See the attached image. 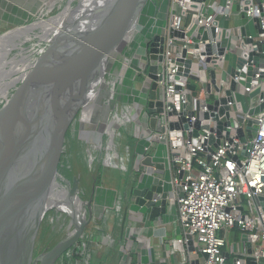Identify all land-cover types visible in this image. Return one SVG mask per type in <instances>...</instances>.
I'll list each match as a JSON object with an SVG mask.
<instances>
[{"label":"built area","instance_id":"2783aa9c","mask_svg":"<svg viewBox=\"0 0 264 264\" xmlns=\"http://www.w3.org/2000/svg\"><path fill=\"white\" fill-rule=\"evenodd\" d=\"M234 6H238L236 12L246 20L243 27L228 26V20L235 12ZM168 12V22L161 32L162 58L156 80L160 99L153 101L155 112H147L151 80L146 72L147 53L141 46V53L136 51L134 54V67L121 56L118 66L121 74H118L120 83L125 86V93L116 94L117 100L123 101L127 96L136 105L144 100L141 111L145 122L151 116L162 120L164 131L156 132L144 123L136 131V137L147 142L145 151L153 142L166 147L165 166L170 174L169 185L177 205L179 225L183 234L193 239L194 250L190 254L194 258H191V264H247L248 259L252 264H264V206L255 201L256 197L264 201V107L256 115L246 114L248 108L264 103V76L260 72L261 68L264 69V61L262 65H256L247 57L256 45H259L255 49L256 56H259L257 60L260 62V56H264V1L223 0L217 4L206 0H169ZM189 17L195 21L193 28L185 26ZM250 22L254 33L250 30ZM194 31L196 33L193 34ZM204 33L206 40L197 38ZM206 43L211 44V54L205 51ZM217 44L222 48L221 55L218 54ZM198 46L203 47L202 51H196ZM43 52L44 49L40 50L38 55ZM183 52L186 59L192 60L189 74L197 78L200 91H197L191 78L179 73L176 61L183 57ZM230 53L234 54L235 60L237 56H243L245 66H251L255 74L246 76L241 68L235 69V63L229 71L227 55ZM112 54L120 55L112 52L106 56L104 67L108 71L114 69ZM206 57L208 61L203 60ZM210 70L215 72V85L210 84ZM141 75L144 76L142 80L138 79ZM232 81L235 89L231 91V101L228 100L226 105L234 125L227 127V139H224L225 132H221L222 143L213 148L207 161L208 152L203 143L209 135L207 130L205 135L197 137L198 143L194 145L187 138L192 125L188 130H169L168 125L177 121L181 114L187 117L188 112H195L197 101L204 102L202 110L208 112L207 105L225 97ZM189 84L194 86L196 96H192ZM238 92L247 96L245 109L238 101ZM261 93L263 97H260ZM212 95L214 98L210 101ZM6 99L7 96L2 98L0 106ZM157 102H160L159 106ZM143 107L146 108L144 111ZM173 108H176L177 114L169 115ZM219 119L225 120L224 116ZM244 119L252 120L255 130L250 139L241 142L237 131H245ZM194 121L195 116L189 117L188 123ZM212 122L210 117L203 120L201 125L209 126ZM108 129L107 125L106 131ZM234 229H239L241 235L239 241L231 242ZM186 241L185 237L179 240L182 243Z\"/></svg>","mask_w":264,"mask_h":264},{"label":"water","instance_id":"95a60500","mask_svg":"<svg viewBox=\"0 0 264 264\" xmlns=\"http://www.w3.org/2000/svg\"><path fill=\"white\" fill-rule=\"evenodd\" d=\"M146 2L147 0H101V2L92 0L88 4V7H82L83 0H78L74 6H70V9L59 24L60 29L53 34V40L39 56L34 67L22 79L20 85L14 87L11 98H7L3 105L0 106V129L5 130L12 123L14 111L22 105H26L28 109H31L33 102L40 97L38 108L39 110H43L50 100H48V97L46 100V97L43 98L41 95H47L51 87L57 84L55 96L42 118L37 120L33 116L34 114H32L28 127L24 124L21 128H16L13 137L6 146L2 145L0 141V160L2 157L9 156V153L11 154V160H18V157L21 155V143H24L26 136L31 133L34 127H37V131L33 134L31 143L29 144L30 146L27 148L31 152L30 157L23 166L18 163L22 167V170H16L17 176L13 183L8 187H3V183L9 175V170L14 169L10 167L7 170L8 174L4 181L0 180V264H10V246L11 242L14 243L17 233L20 232H17L18 229L24 227V230H21L26 235V230L33 228L34 223L32 221L27 222V220L38 213L37 208L43 201L46 203V195L50 191L54 180L58 178L57 171L68 119L73 111V107L79 102L81 96L84 97L88 92L89 88H85V84L89 81L91 82L92 77L101 72V66L106 56L114 52L115 47L121 42L127 28L130 27L129 24L141 11L143 4ZM89 5L91 6L89 7ZM237 9L238 6H234V10ZM64 10L63 8L48 18L40 19L42 20L40 22L42 24L38 25V27H44L45 21L59 17ZM38 20H33L24 26L34 25ZM46 26L50 28L54 25L48 24ZM255 28L258 30L257 25ZM21 35L19 34V36L9 41H16ZM197 38L204 41L207 39V35L204 33L201 37L197 36ZM8 44L7 42L3 47ZM162 44L163 37L161 33H156L152 38L146 39L144 43L148 59L146 72L149 80H151L150 101L147 104V112L150 114L155 112L153 101L160 99L156 80L159 62L162 58ZM256 46L253 47V50L249 52L247 57L248 60H253L256 65H262L264 56H260L262 58L260 62L257 60L259 56H256L255 49L259 45ZM202 49V46L196 47V51H202ZM205 51L207 54H211V44L206 43ZM217 51L219 55L222 54V48L218 44ZM182 56V58L176 61L179 66V73H184L192 80H196L197 78L193 74H189L192 60L186 59L184 52ZM203 60L208 61V58H203ZM245 62L243 56H237L235 69L241 68L246 76H253L255 70L251 66H245ZM260 72L264 76L263 68L260 69ZM209 74L211 78L210 84L215 85L214 70H210ZM188 88L192 90V96H196L194 86L189 84ZM209 88L210 85L208 84L207 90ZM234 89L235 83L232 81L230 89L225 93V97L207 105L208 112L202 110L204 102L197 101L195 112H188L187 117L181 114L177 121H172L168 125L169 130H188L189 126L192 125L193 128L188 133L187 138L194 145L198 143L197 137L205 135L207 130L209 132L208 138L203 141L205 150L208 152L207 161L210 159V153L213 152V148H217L222 143V140H220L221 132H225L226 136L224 139H227V127H233L234 125L229 107L226 105L228 100L231 101V91ZM260 97H263L262 93ZM159 105L160 102H157V106ZM263 107L264 103L248 108L246 114L248 116L256 115ZM176 114V108H173L169 113V115ZM191 116H195V121L192 124L188 123ZM221 116H224V121L219 119ZM210 117L214 122L209 126H202L201 122ZM161 122V118L151 116L145 124L151 130L162 132L164 129L161 127ZM242 123L245 126V131L238 129L237 136L241 142H244L246 139L251 138L252 131L255 128L253 121L250 119H244ZM24 130L26 131L22 133ZM244 152L246 153V151ZM138 164L141 165V172L136 177V181L128 182V199L134 200L135 204L140 207L147 208L149 210V218H157L160 214L166 212V202L170 198V191L165 188L166 185L170 187L169 180L165 177V162H156L148 155L144 156ZM135 166L138 165L133 160L131 162V169L134 170ZM4 174H6V170L1 165L0 177ZM145 177L149 178V180H145ZM141 184L142 186H140ZM74 187L75 185L73 184L72 189L67 192L68 197L76 198L73 191ZM255 201L257 204L264 206L262 198L256 197ZM80 203L81 210H84V204ZM87 207L89 208L87 217L84 214H81V216L75 215L71 230L56 242L51 249L38 254L31 264H37L38 262L39 264H54L62 252L70 247L72 243L78 240L83 242L81 236L93 219L90 202L87 203ZM24 220L26 223L24 222L22 225ZM123 220H125V216ZM27 223L29 226H27ZM184 237L187 240L185 243L187 250L189 252L193 251L192 237L188 234H185ZM28 260L31 261V254L25 257V263L23 264H27ZM247 264H252L250 259L247 260Z\"/></svg>","mask_w":264,"mask_h":264},{"label":"rangeland","instance_id":"374dc122","mask_svg":"<svg viewBox=\"0 0 264 264\" xmlns=\"http://www.w3.org/2000/svg\"><path fill=\"white\" fill-rule=\"evenodd\" d=\"M50 1L51 0H47L48 3L46 5H42V8H39L38 10L39 13L37 12L35 14L36 18L29 20L27 23L39 18H48L49 16H52L65 8L67 3L69 2V0H56L55 4L50 9H48L47 6L49 5ZM77 1L78 0H71L70 5L74 6ZM156 1L159 5V2L161 0ZM206 1L209 2L210 0ZM162 24L163 23H160L159 25L161 26ZM44 28L45 27H39L36 31L28 34V37L31 36L33 38L25 41L19 46L20 48L13 49L8 54L7 59L12 58L13 61L17 60L20 62L29 60L30 64L27 68L24 69L23 73L12 74L13 77L17 78L15 79L14 83L7 84L5 86L7 98H11V93L14 92V87L17 85L19 86L20 82L22 81L24 76H26L27 72H29L30 69L34 67L35 62L40 56L38 55L39 51L42 49L45 50L49 43H51V41L53 40V34L50 37L51 40L48 39L49 41L46 39H39L38 37H34L36 35L46 33V30ZM250 30L252 33H254V28L251 22ZM136 40H141V44L144 45L143 36H137ZM137 53H141V48L137 50ZM111 56H113L115 60L116 55L112 54ZM30 58H32L34 61L31 62L30 60L32 59ZM112 60L113 59H111V62L113 63ZM132 63L135 65L136 60H133ZM227 63L228 69L230 71L235 63L234 54L230 53L227 55ZM10 65L11 64H8L3 67L4 69H8L11 67ZM118 78V76H111L110 73L101 70V72H98L96 76L92 77L91 82L89 81L87 84H85V88H89L88 92L84 97L81 96L79 102L76 103V105L73 107V111L68 119L64 142L62 145V151L60 154L59 167L57 171L58 178L55 179L53 184L51 185L49 197L46 200V203L43 201L37 208L38 213L34 214L31 219H26L27 222L32 221L34 223L33 228L27 229L26 235L24 234L25 232L22 233L24 227L19 228L20 230L18 229L17 232L20 231L21 233H17V237L15 236L14 243L11 242L10 246V264H23L25 263V257L27 255L31 254L34 257V255L38 252L48 251L54 246L56 242L63 238L66 233L69 232V230H71L75 215L81 216V214H84V216L87 217V203L90 202L91 193H93L96 197V189L98 186H100V184L102 186L101 179H103L104 176L106 177H104L105 180L109 182L108 184L106 183L107 185L111 186L110 182L113 181L115 183L114 186H116L117 188L120 180H122V178L126 179L128 177L129 174H121L119 169L113 168V163L111 162V160H108L105 157L103 147L105 142L108 140L107 134L110 131V128L106 131V127L108 125V122H106L107 120L103 121L100 118L98 119V117L95 116L96 114H93L92 120L86 119L88 117L89 111L91 110V107H94L95 105L96 108L100 107V109H102L101 105L106 103L107 107L110 109L108 110H113L112 107L118 100L117 97L115 98L114 95H112V92L113 94H115V89H117L116 94L125 93V86H121L122 84L118 83ZM143 78L144 76L142 75L138 77V79L140 80H142ZM191 82L196 85L197 91L201 90V87L196 80H191ZM56 89L57 84L51 87V90L47 95H41L43 96V98L46 97V100L48 98V100H50L49 103L45 105L43 110H39L38 108V105L40 103L39 97L35 100V102H33V105H31L33 109L31 107V109H28L26 105H22L19 109L14 111V116H12V123L10 124L9 128L5 130L0 129V141L2 145L6 146V144L11 140L16 128H21L24 124H26L28 127L32 114H34L33 116L37 120L42 118V116L48 110L53 97L55 96ZM90 89L93 90L91 91ZM0 94H3V92L0 91ZM92 98L95 105L91 103V105L89 104L90 107H88L87 105V107L84 109L87 103V99L92 101ZM213 98L214 96L212 95L210 101L213 100ZM237 98L238 101L242 102L243 108L245 109L247 96L242 95L240 92H238ZM1 100L2 98H0V101ZM130 103H132L130 97L126 96L123 100L124 106L126 107L127 105H130ZM139 103L144 104V100H140ZM134 107L135 106L133 103L130 108L134 109L135 111ZM137 108L138 106H136V109ZM145 109L146 108L143 107V111ZM25 131L26 130H24L22 133H24ZM119 131L120 132L115 137V139L110 138V146L111 148H113V150L117 148V150L122 153L125 149V144L127 143L129 136L124 127L120 128ZM90 137H94L96 141L99 140V142L87 143ZM160 147H162V144H160ZM10 156L11 154L9 153V156L7 155L5 157H2L0 160V166L3 165L6 170V174L0 177L1 181H4V179L6 178V175L8 174L7 170L9 167L15 168L19 166L18 160L14 159L12 161V158H10ZM60 165L62 166V171L59 170ZM21 170L22 167L19 166L18 171ZM122 175H124V177ZM145 180H149V178L145 177ZM73 184L75 185L73 191L76 195V198L67 196V192L72 189ZM165 188L168 189V185H166ZM77 201L84 204V210H81L82 208H77V206L75 205ZM133 208H135L136 210H139V208H143L140 209L141 212L145 217H148L149 214L147 208L140 207L137 204H134ZM24 222L25 220L22 222V225ZM27 226H29L28 223ZM90 230L91 229L88 228L87 231L82 234L81 239L83 240V242L81 240H78L77 242L72 243L70 246H76V248H78L77 251L82 254L83 257L81 264H99V260L101 258L100 256L103 255L102 251L100 250L99 244L97 243V245L96 243H93V240L91 241V234L89 233ZM240 235L241 231L239 229L232 230L230 237L231 242L239 241ZM68 251V248L65 249L54 264H74L75 260H72L73 251L69 253ZM32 260L33 259H31V261L28 260L27 264H31Z\"/></svg>","mask_w":264,"mask_h":264},{"label":"crops","instance_id":"0c3cea01","mask_svg":"<svg viewBox=\"0 0 264 264\" xmlns=\"http://www.w3.org/2000/svg\"><path fill=\"white\" fill-rule=\"evenodd\" d=\"M209 2L220 4L223 0H210ZM47 3V0H0V43L11 33L22 28L29 20L36 18L35 14L39 8ZM159 3L158 5L156 0H147L141 11L129 24L130 27L124 33L121 42L115 47L114 52L120 54L131 67L135 66L132 62L137 49L140 46L144 47L141 40H136V37L143 36L145 43L146 39L152 38L156 33H161L168 22L169 0H161ZM234 11L228 20V26L232 28L245 26L246 20L236 12L237 10ZM194 22L193 18L189 17L185 26L193 28ZM160 23L163 24L160 26ZM194 33L196 32L194 31ZM118 69L117 67V69L108 71L104 67V62L101 66L102 71L120 78ZM119 73L121 74V72ZM119 78L118 83H120ZM88 100L84 109L87 105L90 107L91 103L95 105L93 98L92 101L88 102ZM132 104L125 107L123 101H120L118 104H114L112 111H109L106 103L101 105L102 109L96 108L95 105L91 107L86 118L92 120L93 114H96L98 119L107 120L109 128L112 126L107 134L108 140L103 147L105 157L111 160L113 168L119 169L121 174L129 175L126 179L120 180L118 188L114 186L113 181L110 182L111 186L107 185L109 182L105 180V176L101 179L102 186L100 184L97 187L96 197L91 193L90 203L92 204L93 219L85 230L91 229L89 231L91 241L98 243L103 253L100 256L99 264H191V258L194 256L187 250L185 243L179 242L184 234L177 218V205L173 199L171 187H168L170 198L166 202V212L157 218L145 217L140 210L143 208L136 210L133 208L134 200L128 199V182L136 181V177L141 172V165L138 164L140 160L149 155L156 162L166 161L165 145L162 144L160 147L159 143L153 142L150 148L145 151L147 142L136 137V131L140 126H144L145 117L141 111L142 105L134 104V111L130 108ZM136 106H138L137 109ZM123 127L130 140H127L125 149L120 153L117 148L114 150L111 148L110 138L115 139L120 132L119 129ZM98 142L99 140L96 141L94 137H90L87 143ZM133 160L138 165L134 170L131 169ZM122 176L124 177V175ZM165 177L170 179L167 168ZM124 216L125 220H123Z\"/></svg>","mask_w":264,"mask_h":264},{"label":"bare ground","instance_id":"6f19581e","mask_svg":"<svg viewBox=\"0 0 264 264\" xmlns=\"http://www.w3.org/2000/svg\"><path fill=\"white\" fill-rule=\"evenodd\" d=\"M56 0H51L49 5L47 6L48 9H50L54 4H55ZM92 0H83V6L82 7H88V4L91 2ZM98 2H101V0H97ZM70 2L71 0H69V2L67 3V5L65 6V10L64 12L59 16V17H55V18H51L47 21H45L46 23L43 24V26L45 27L44 29L46 30V33L43 34H39L36 35L34 37H38L39 39H50L51 35L54 34L57 30H59V24L62 22L63 17L65 16V14L68 12V10L70 9ZM91 5H89L90 7ZM48 11V10H47ZM49 13V12H48ZM42 20H38L37 23H35L34 25L31 26H23L22 28L14 31L13 33H11L3 42L0 43V47H2L0 50V91L3 92V94H0V98H4L6 97V88L5 86L7 84H12L14 83L15 79L17 77H13L12 74L14 73H23L24 69L27 68L29 66V60L25 61V62H20V61H13V59L8 58V54L11 52V49H18L20 48L19 46L21 44H23L25 41L30 40V38L33 37H28V34H30L31 32H34L37 30L38 25L42 24L40 23ZM54 25L53 27H47L46 25ZM36 27V28H35ZM42 27V26H41ZM19 34H22L19 38H17L16 41H9L10 39H14V37L19 36ZM51 40V39H50ZM49 41V40H48ZM9 43L8 45L4 46V44ZM22 48V47H21ZM7 55V57H6ZM6 57V59H5ZM111 59L114 60L113 56H111ZM122 60L121 55L115 57V60L113 61L114 65L112 67H115V69H117V67L120 65ZM13 61V62H12ZM11 64L10 68L8 69H4L3 66ZM28 73V72H27ZM25 77V76H24ZM9 82V83H8ZM37 131V127H34L31 131V133L26 136L24 143H21V155L19 153V157H18V163L23 166V164L26 162V160L29 158L30 156V151L27 150V148L30 146L29 144L31 143L33 134H35V132ZM7 161V160H6ZM13 161V160H12ZM8 162V161H7ZM18 167L14 169H10L9 170V175L7 176V180L3 183V187H8L10 186L11 183H13L14 179L16 178V170L18 171ZM98 171V170H97ZM75 205L77 206V208H81V203L77 201V203H75Z\"/></svg>","mask_w":264,"mask_h":264},{"label":"trees","instance_id":"16d2710c","mask_svg":"<svg viewBox=\"0 0 264 264\" xmlns=\"http://www.w3.org/2000/svg\"><path fill=\"white\" fill-rule=\"evenodd\" d=\"M61 165H60V168H59V170L60 171H62V169H61ZM49 193H50V191L47 193V195H46V199H48V197H49ZM78 247V246H77ZM77 249L78 248H76V246H74V247H68V253L69 252H71V251H73V261H74V264H81L82 263V254L81 253H79V251H77ZM76 250V251H75ZM61 258H62V256H61ZM31 259H33V255H31Z\"/></svg>","mask_w":264,"mask_h":264},{"label":"flooded vegetation","instance_id":"af4514ba","mask_svg":"<svg viewBox=\"0 0 264 264\" xmlns=\"http://www.w3.org/2000/svg\"><path fill=\"white\" fill-rule=\"evenodd\" d=\"M30 154H31V153H30ZM29 157H30V156H29ZM79 209H81V208H79ZM44 252H46V251H42V252H38V253H36V254L34 255L33 259H34L38 254H42V253H44ZM37 264H39V262H38Z\"/></svg>","mask_w":264,"mask_h":264}]
</instances>
